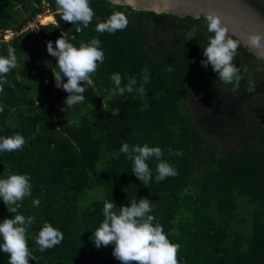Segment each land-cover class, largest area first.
Masks as SVG:
<instances>
[{"label":"trees","instance_id":"obj_1","mask_svg":"<svg viewBox=\"0 0 264 264\" xmlns=\"http://www.w3.org/2000/svg\"><path fill=\"white\" fill-rule=\"evenodd\" d=\"M42 4L70 43L78 47L93 37L101 41L104 62L91 74L90 84H82L84 102L72 107L65 104L68 93L55 86L56 58L47 52V42L55 48L62 34L52 24L24 30L44 11ZM90 5L95 16L77 32L83 26L64 22L55 0H0V56L7 57L12 47L18 61L0 92V138L19 133L25 139L21 150L0 152V178L10 173L30 176L31 196L16 213L34 217L27 242L37 259L29 264H121L113 255L114 245L97 248L93 234L103 222L106 201L129 206L141 197L153 202L154 223L180 245L179 264H264V61L239 45L241 57L236 55L233 62L242 79L233 92V85L221 81L211 65L205 69L201 64L213 35L205 18L134 11L106 0H90ZM116 11L126 14L128 26L115 33L97 32V23ZM6 30L13 36L3 41ZM151 40L163 45L151 49ZM247 59L260 62L261 69L248 67ZM145 67L150 72L146 96L136 90L115 95L113 73L121 74V86L135 77L138 88ZM250 85L254 92L247 91ZM204 88L232 96L207 110L211 123L223 120L220 126L232 143L242 134L234 132L233 108L242 111L257 135L230 152L222 148L226 139L204 135L184 109ZM252 98L260 118L254 121L249 107L244 108ZM124 143L160 147L178 175L157 182L153 157L146 161L152 181L143 185L132 173L133 160L120 151ZM93 191L100 197L87 205L86 194ZM33 199H39V207L32 205ZM12 215L0 200V223ZM46 222L62 231L63 241L41 252L36 237ZM8 260L0 251V264Z\"/></svg>","mask_w":264,"mask_h":264},{"label":"clouds","instance_id":"obj_2","mask_svg":"<svg viewBox=\"0 0 264 264\" xmlns=\"http://www.w3.org/2000/svg\"><path fill=\"white\" fill-rule=\"evenodd\" d=\"M55 2L62 13L61 19L64 22L83 26L77 27V32H82L84 28H87L95 16L90 0H55ZM111 2L120 5L122 0H111ZM127 2L131 4L132 0H127ZM205 19L207 30L213 35L209 37L208 45L203 50L206 59L201 61V64L205 69L211 65L218 78L225 84H232V91L237 92L242 79L241 68L237 67L233 61L237 54L239 41L230 36L228 27L215 12H210ZM128 23L126 14L116 11L105 21L98 22L95 30L99 33H115L118 30H124ZM191 39H193V34L189 33L188 40ZM248 43L255 49L264 48V34L250 35ZM7 51V57L0 56V92L4 91L3 85L7 83L6 75L18 66L15 49L9 47ZM47 52L56 58L58 71L53 72L55 86L68 93L65 100L66 106L72 107L83 103L85 88L82 84L84 82L90 84L91 74L95 73L99 64L104 62L101 41L93 37L87 42L80 41L77 47L61 36L55 41V48L52 41L47 42ZM258 58H264V56H258ZM168 71H172L171 66ZM244 71L247 69L244 68ZM141 75L143 82L136 88L138 81L135 77H130L127 83L121 86V74L113 73L110 79L115 85V95L124 96L136 90L139 95L146 96L144 85L150 81V72L147 67L143 69ZM65 78L67 82H64ZM247 91L254 92L255 87L250 85ZM3 107L0 105V112L3 111ZM147 107L148 105L145 104L144 108L147 109ZM24 144L25 139L19 133L2 137L0 138V152L21 150ZM120 151L125 153L128 159L133 160L132 173L145 186L152 181V171L146 161L153 157L158 161L155 176L157 182L178 175L177 169L163 159V151L158 146L150 147L148 144L130 146L124 143ZM172 152L173 150L169 149V153L172 154ZM175 155L182 156L183 153L176 151ZM31 192L30 176L26 174L10 173L6 178H0V200L4 202L10 213L15 214L0 223V237L3 238L0 251L8 254V264H29V259H37L29 249L27 242V229L33 224L34 217L26 218L24 215L16 214L21 207V202L31 196ZM152 203L147 197L134 199L129 206L120 207H117L113 200L106 201L103 206V222L93 234L95 246L100 248L101 245H114L113 255L121 264H179L180 245L168 239L161 224L154 223L155 217L150 215L153 212ZM32 205L39 207V199H33ZM116 208L119 209L118 212L114 210ZM62 241V231L47 222L36 237V244L41 252L53 248Z\"/></svg>","mask_w":264,"mask_h":264},{"label":"water","instance_id":"obj_3","mask_svg":"<svg viewBox=\"0 0 264 264\" xmlns=\"http://www.w3.org/2000/svg\"><path fill=\"white\" fill-rule=\"evenodd\" d=\"M106 1L113 4L111 0ZM119 6L191 19L205 18L210 12H215L242 48L256 58L264 56V48L255 49L248 43L250 35L264 34V0H132L131 4L122 0ZM258 59L264 61V58Z\"/></svg>","mask_w":264,"mask_h":264},{"label":"rangeland","instance_id":"obj_4","mask_svg":"<svg viewBox=\"0 0 264 264\" xmlns=\"http://www.w3.org/2000/svg\"><path fill=\"white\" fill-rule=\"evenodd\" d=\"M49 12H47L46 10H44V12L41 14V17L44 16L45 14H48ZM41 22V19H39ZM42 24V22H41ZM49 24V23H48ZM45 25V24H43ZM28 29H30L29 27H27ZM151 49H157L160 48L162 45L159 44V40H151ZM237 57L238 59H240V52L237 49ZM246 64L248 65V67H253L254 68H258V64L261 65L260 62L256 61V60H246ZM264 65V64H262ZM264 67V66H262ZM263 69V68H262ZM250 75V74H249ZM223 96V91L218 92L216 94H205L201 95L199 97H197L195 100H191V101H186L185 105H184V109H185V113L187 115H191L194 119L198 127L200 128L201 132L205 135L207 133H211V135L216 136L217 139H226V143L224 142V146H222L223 150L230 152L232 150H234L237 146V144L240 142L239 145L243 144V141L247 138L256 136V132L253 131L251 129V125H250V121L245 119L242 116V111H239L238 113H236L234 111L233 115H232V119L230 117L231 122L233 123V127H234V132L239 133L241 132L242 134L239 135L238 139H235V141L232 140L233 138H231L230 134L227 132V130L225 128H222L220 126V123H222V119H219V121L217 123H211L209 121V118L207 117V110H209V108L212 107V105L214 103H216L219 99H221ZM220 102V100H219ZM245 107H249V111H250V115L252 116V120L254 121L255 119H260L259 117H257L258 114V106L256 105L255 99L252 98L250 101L246 102L244 104V108ZM240 108H243V106H241ZM243 108V109H244ZM255 118V119H254ZM220 149V147H219ZM95 192L97 191H93L88 195L86 204L90 203L91 201L95 200V199H99L100 196H98V194H96ZM98 196V197H97ZM87 204V205H88Z\"/></svg>","mask_w":264,"mask_h":264},{"label":"built area","instance_id":"obj_5","mask_svg":"<svg viewBox=\"0 0 264 264\" xmlns=\"http://www.w3.org/2000/svg\"><path fill=\"white\" fill-rule=\"evenodd\" d=\"M42 8H44V10H46V5H45V4H42ZM46 11H47V10H46ZM43 12H44V11H42L40 14H37V15L34 17V19L26 25V27L24 28V30L28 29L27 27H29L30 30H36V29L38 28V26H44L43 24L40 23V20H39L40 17H41V14H42ZM51 24L55 26V28L59 31V33H61V32H60V28H59V27H56V25H55L54 22H52ZM45 25H48V24H45ZM61 34H62V36H64V38L66 39L65 34H64V33H61ZM12 36H13V33H12V32L5 31V32H4V35H3V38H4V39H10ZM87 83H88V82H87Z\"/></svg>","mask_w":264,"mask_h":264},{"label":"flooded vegetation","instance_id":"obj_6","mask_svg":"<svg viewBox=\"0 0 264 264\" xmlns=\"http://www.w3.org/2000/svg\"><path fill=\"white\" fill-rule=\"evenodd\" d=\"M195 20V19H194ZM159 44L160 45H162L163 44V42H162V40H159ZM203 94H201V95H204V93L205 94H211V95H213V94H216V93H212L211 91H209V90H207V89H203ZM201 95H199V96H201ZM199 96H197V97H199ZM197 97H195L193 100H195ZM226 97H229L230 98V100H231V98H232V96H230V94H228L225 90H223V96H222V98L221 99H223V98H226ZM234 109L235 108H233L232 110L230 109V111H231V113H230V116L232 117V115H233V113H234ZM218 122V121H217ZM239 139V138H238Z\"/></svg>","mask_w":264,"mask_h":264},{"label":"bare ground","instance_id":"obj_7","mask_svg":"<svg viewBox=\"0 0 264 264\" xmlns=\"http://www.w3.org/2000/svg\"><path fill=\"white\" fill-rule=\"evenodd\" d=\"M51 15L50 14H45L44 16L40 17L42 24L52 23L53 22V18H52Z\"/></svg>","mask_w":264,"mask_h":264},{"label":"crops","instance_id":"obj_8","mask_svg":"<svg viewBox=\"0 0 264 264\" xmlns=\"http://www.w3.org/2000/svg\"><path fill=\"white\" fill-rule=\"evenodd\" d=\"M33 19H34V18H33ZM33 19H32V20H33ZM32 20H31V21H32ZM31 21H30V22H31ZM27 24H28V23H27ZM6 31L12 32L11 30H6ZM4 32H5V31H4ZM4 32H3V35H4ZM12 33H13V32H12ZM2 38H3V36H2ZM7 40H8V39H4V38H3V41H7Z\"/></svg>","mask_w":264,"mask_h":264}]
</instances>
